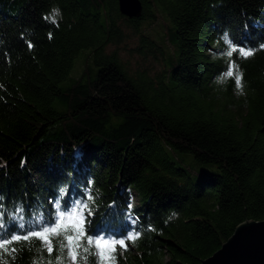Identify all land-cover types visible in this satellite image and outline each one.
Returning a JSON list of instances; mask_svg holds the SVG:
<instances>
[{
	"label": "trees",
	"instance_id": "obj_1",
	"mask_svg": "<svg viewBox=\"0 0 264 264\" xmlns=\"http://www.w3.org/2000/svg\"><path fill=\"white\" fill-rule=\"evenodd\" d=\"M140 1L128 19L118 0H0V234L86 202L88 234L140 233L114 264H201L264 220V0ZM131 37L160 73L110 51ZM53 245H8L0 264H70Z\"/></svg>",
	"mask_w": 264,
	"mask_h": 264
},
{
	"label": "snow or ice",
	"instance_id": "obj_2",
	"mask_svg": "<svg viewBox=\"0 0 264 264\" xmlns=\"http://www.w3.org/2000/svg\"><path fill=\"white\" fill-rule=\"evenodd\" d=\"M55 15L53 13V16L45 17V19H51L54 23ZM224 39L226 42L228 41L227 35H225ZM28 47L31 48L33 45L29 43ZM261 47H264V45ZM235 51H237L235 47L231 48L227 52V56L231 57ZM239 52L244 57H250L254 54L252 50H244L243 48L239 49ZM233 68L235 66L230 64L229 70L222 75L221 80L223 81L227 77H234L236 87L242 90L243 75L238 68H235V72ZM87 200L92 201L93 197L89 195ZM56 207L58 209L56 217L38 230H31L23 234L5 231L0 234V260L3 259L5 254L12 255L16 252L17 249L15 247L9 248L8 245L20 244L21 242L31 244L37 240L51 255L54 250L53 241L55 240L56 250L62 254L66 250V256L72 261V264H77L78 258L83 261V264H87V255L83 254L96 255L98 264H114L113 254L116 252V247L127 249L128 242L134 244L139 239L140 233L135 230L129 232L123 238H116L103 233L88 234L87 225L91 223L89 217L92 215V211L86 202L77 201L74 205L63 210H59L60 205L57 202ZM20 219L19 228L22 230L24 228L22 216ZM0 227H3V225H0ZM85 243L87 246H85ZM57 264H63V259L58 258Z\"/></svg>",
	"mask_w": 264,
	"mask_h": 264
},
{
	"label": "water",
	"instance_id": "obj_3",
	"mask_svg": "<svg viewBox=\"0 0 264 264\" xmlns=\"http://www.w3.org/2000/svg\"><path fill=\"white\" fill-rule=\"evenodd\" d=\"M118 3L124 17H141L140 0H118ZM201 264H264V220L240 225L221 249Z\"/></svg>",
	"mask_w": 264,
	"mask_h": 264
},
{
	"label": "rangeland",
	"instance_id": "obj_4",
	"mask_svg": "<svg viewBox=\"0 0 264 264\" xmlns=\"http://www.w3.org/2000/svg\"><path fill=\"white\" fill-rule=\"evenodd\" d=\"M164 21H165L164 18H162V20L159 22V25L161 26V30L164 27ZM131 38L132 39L125 38L124 41L119 46H115L111 48L110 51L116 50L119 53L121 59L124 62L129 63L132 70L146 71V72L149 71L151 73L154 72V74L160 73L163 68L162 60L155 59L151 56H142L138 54L137 52L138 41L134 37ZM87 53L88 52L82 53L81 56L77 59L76 63L77 64L84 63L86 61ZM76 73H77V69L75 68V70L73 71V75H76ZM177 158L178 160L180 159V161L182 160V163L185 164V166H187V168L192 170L194 173L198 174L204 169V167L201 164L197 163V161L194 159L192 155L179 154L177 155ZM70 264H72L71 260H70Z\"/></svg>",
	"mask_w": 264,
	"mask_h": 264
},
{
	"label": "clouds",
	"instance_id": "obj_5",
	"mask_svg": "<svg viewBox=\"0 0 264 264\" xmlns=\"http://www.w3.org/2000/svg\"><path fill=\"white\" fill-rule=\"evenodd\" d=\"M54 13L59 16L60 15V10L57 8V9H54Z\"/></svg>",
	"mask_w": 264,
	"mask_h": 264
}]
</instances>
